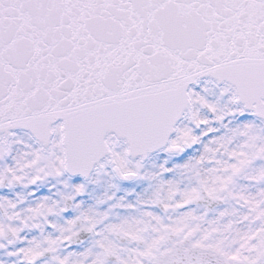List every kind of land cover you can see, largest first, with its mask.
Here are the masks:
<instances>
[{
    "label": "snow or ice",
    "instance_id": "obj_1",
    "mask_svg": "<svg viewBox=\"0 0 264 264\" xmlns=\"http://www.w3.org/2000/svg\"><path fill=\"white\" fill-rule=\"evenodd\" d=\"M0 264H264V0H0Z\"/></svg>",
    "mask_w": 264,
    "mask_h": 264
}]
</instances>
